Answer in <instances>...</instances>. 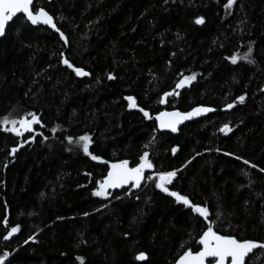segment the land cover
I'll use <instances>...</instances> for the list:
<instances>
[{"label":"trees","instance_id":"16d2710c","mask_svg":"<svg viewBox=\"0 0 264 264\" xmlns=\"http://www.w3.org/2000/svg\"><path fill=\"white\" fill-rule=\"evenodd\" d=\"M225 3L36 0L67 45L49 27L10 24L0 39V121L32 112L40 124L21 137L0 124L4 264H80L76 257L84 264H175L184 251H198L206 221L157 189L155 179L107 199L92 195L109 163L134 167L144 152L153 164L145 177L178 170L167 187L207 206L215 231L264 242V0H237L231 10ZM197 16L203 25L194 23ZM249 44L255 63L232 64ZM63 59L90 75L77 77ZM193 73L190 85L175 87ZM126 96L138 107L129 108ZM197 106L214 111L178 135L159 132L157 114ZM225 124L227 134L220 132ZM86 133L100 160L68 144L67 137ZM13 226L18 232L5 240ZM140 252L146 261L135 259ZM246 264H264V251Z\"/></svg>","mask_w":264,"mask_h":264},{"label":"snow or ice","instance_id":"6c2138e0","mask_svg":"<svg viewBox=\"0 0 264 264\" xmlns=\"http://www.w3.org/2000/svg\"><path fill=\"white\" fill-rule=\"evenodd\" d=\"M237 3V0H226L224 4L225 10H231L233 6ZM19 14V15H18ZM14 18H16L14 20ZM20 20L30 22L31 25H47L52 29H55L59 33L60 38L67 43V39L64 36V33L60 31L57 25L54 23L53 16H51L43 7H34V0H0V37L6 35V27L10 29V22L16 23ZM196 25H203L205 19L203 16H197L194 20ZM252 47L249 44L247 51L241 56L239 54H234L230 57L232 64H237L238 61L244 60L247 63H255L252 59ZM61 55H63L61 53ZM62 63L66 65L69 69L75 73L77 77H87L90 75L89 72L81 67H74L68 59H63ZM107 78L109 80H114L115 76L111 73L108 74ZM196 79V74L183 76L182 79L176 84V88L180 89L186 85H190L192 81ZM169 95H179L178 92H166L165 97ZM129 103V108H137L135 99L132 96L124 97ZM239 103H243L245 96L241 95L237 97ZM161 103H164L165 100L161 99ZM234 107L233 103L226 104V109H231ZM139 111L143 114V117L146 119H152L149 115V112L144 108H139ZM214 111L212 108L208 107H196L189 112H160L154 117L155 121L158 122V128L168 129L171 132L175 133L177 131V126L183 123L185 120H190L194 116H199L203 113ZM0 124L9 125L11 127H4V131L11 132L18 137L23 136L25 132H32L33 125L40 124L39 117L35 113H28L27 116L20 120H11L4 118L0 121ZM53 132L56 131L55 128L52 129ZM232 129L225 124L220 128V132L227 134L231 132ZM155 139V137H153ZM69 145H75L83 151L85 155H90L92 160H100L101 158L95 155H91L89 152V146L92 143V138L87 133L79 136L75 140L69 136L67 137ZM17 151L16 147L11 149V154L14 155ZM172 153L175 154L177 148H172ZM225 155H234L230 153H225ZM235 159L242 160V157L235 156ZM243 164L248 165L249 168H256L257 165L250 164L246 159L243 160ZM6 166V165H5ZM153 164L149 159V153L144 152L139 157V162L134 166H129L128 160H122L116 163H111L109 165V170L107 171L106 177L97 182V186L92 192L93 196L102 197L107 199L111 193L109 189H118L122 186L131 184V188H139L141 186V181L148 179H155V187L161 192L166 193L170 197L175 198L176 203L184 205L186 208L191 209L193 213L198 214L205 221L208 220L209 210L207 206H200L193 204L186 195H182L177 191H170L167 185L172 184L173 179L177 176V171H164L157 172L153 175L145 177L144 173L146 169H152ZM259 171L264 172V168L259 169ZM245 176H249L250 173L245 171L243 173ZM251 183V181H250ZM119 198V197H117ZM139 197H137L138 199ZM87 215V213L85 214ZM4 224H7L6 218L4 219ZM213 224L211 222L207 223L206 230L202 232V235L199 237L198 243L202 247L193 252L192 250H186L179 258L176 260L175 264H246V258L249 257L250 253H253V250L259 248L264 250V242L253 241L250 239H237L233 235L228 234H218L217 231L213 230ZM19 226L11 227L10 231L7 232V235L4 236L5 240H8L12 234L18 232ZM30 239H34L31 237ZM8 253L4 252L0 255V264H4L5 259L7 258ZM209 258H212L209 260ZM137 261H146L148 259L147 255L144 252H140L135 256ZM76 260L80 264H84L82 257H76Z\"/></svg>","mask_w":264,"mask_h":264},{"label":"water","instance_id":"95a60500","mask_svg":"<svg viewBox=\"0 0 264 264\" xmlns=\"http://www.w3.org/2000/svg\"><path fill=\"white\" fill-rule=\"evenodd\" d=\"M35 1L36 0H34V3H35ZM45 1H47V2H51L52 0H45ZM19 15V14H18ZM14 20H15V18H14ZM53 20H54V18H53ZM12 22H10V24H11ZM29 24H30V22H28ZM54 23H55V20H54ZM31 25V24H30ZM32 27H34V28H38L39 26H46V27H49V26H47V25H42V24H40V25H31ZM51 30H53V31H55V29H52L51 27H49ZM6 30H7V27H6ZM56 32V31H55ZM58 35H59V33L58 32H56ZM1 38H3V37H0V39ZM66 45H67V43H66ZM197 107H207V106H197ZM194 108H196V107H194ZM208 108H210V107H208ZM192 110V109H191ZM191 110H189V111H191ZM172 111H178V110H172ZM172 111H166V112H172ZM189 111H187V112H189ZM162 112H165V111H162ZM181 112V111H180ZM212 112V111H211ZM211 112H207V113H203V114H201V115H199V116H194L192 119H190V120H185L183 123H181V124H179L178 126H177V131L175 132V133H173V132H171L170 130H168V129H163V130H161V129H159L158 128V122L156 121V123H157V128H158V130H159V132H161V133H170V134H173V135H178L179 134V131H180V129L182 128V127H184L185 125H187V124H189V123H193V122H196V121H199V120H202V119H204V118H206V117H208L210 114H211ZM158 115V114H157ZM155 120V119H154ZM119 162V161H118ZM111 163H116V162H111ZM111 163H109V165L111 164ZM109 165H108V168H109ZM129 166L130 167H132L131 166V164H130V162H129ZM147 170V169H146ZM146 170H145V172H146ZM144 175H145V173H144ZM144 181L145 180H142L141 181V186L143 185V183H144ZM131 188V184H129V185H126V186H122L121 188H118V189H109V192H115V191H118V192H121L123 189H130ZM172 198H174V197H172ZM175 199V198H174ZM208 222H210V221H206V223H208ZM214 230V229H213ZM215 231V230H214ZM219 234V233H218ZM201 247H202V245H200ZM259 250H261V249H259V248H257V249H255V250H253V253H250L249 254V257H247L246 258V263H247V261H248V259L252 256V255H254L257 251H259ZM264 251V250H263ZM212 258H209V260H211ZM206 264H207V262H206Z\"/></svg>","mask_w":264,"mask_h":264},{"label":"rangeland","instance_id":"374dc122","mask_svg":"<svg viewBox=\"0 0 264 264\" xmlns=\"http://www.w3.org/2000/svg\"><path fill=\"white\" fill-rule=\"evenodd\" d=\"M187 86V85H186Z\"/></svg>","mask_w":264,"mask_h":264}]
</instances>
